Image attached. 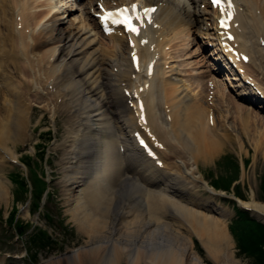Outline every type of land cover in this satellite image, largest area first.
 <instances>
[{"label":"bare ground","instance_id":"1","mask_svg":"<svg viewBox=\"0 0 264 264\" xmlns=\"http://www.w3.org/2000/svg\"><path fill=\"white\" fill-rule=\"evenodd\" d=\"M14 1L18 19L15 27L19 25L21 30H14L16 38L23 42L25 30L38 35L40 45L50 46L49 74L61 85L70 82V88L65 86L63 90L65 110L61 111L68 117L69 125L63 142L55 148L60 151L57 166L61 176L57 184L70 221L86 242L54 264H121L122 261L203 264L192 252L189 238L184 248L137 247L120 238L114 239L115 234L130 231V218L136 214L142 217L140 231L148 235L160 228L167 229L161 221L164 215L185 217L194 224L195 227H188L213 264H242L233 256L226 224L218 221L229 216L215 202L224 193L209 187L199 174L200 167L210 164L227 143L233 142L239 149L242 144L237 134H231L226 124L208 111L206 106L213 93L193 96L177 70L167 65L174 60L184 61L188 43L182 38L186 29L182 26H194L198 22L199 36L213 39L219 45L223 43L220 50L228 51V59L238 65L241 77L226 74L224 82H230V87H246L242 81L249 80V66L264 70V5L258 7L259 0H230V4L227 2L222 7L223 11L214 13L216 19L232 15L228 28L224 30L215 21L214 27L210 26L213 37H209V27L201 21L203 12L197 10V3L208 4L205 0H91L84 8L88 14L101 15V8L132 3L142 13L143 18L134 22L135 32L121 27L111 30L108 38L112 46L105 56V50L86 26L66 35L57 29L63 18H59V10L66 7L62 0ZM93 3L97 10L92 12ZM10 4L11 0H0V43L2 19ZM95 26L99 28L98 20ZM233 53L237 58L231 56ZM56 56L61 57L57 63ZM243 56L246 64L241 61ZM102 61L106 68H96ZM218 62L216 71L224 73L229 64ZM235 81L239 84L231 83ZM246 92H239V98L253 104ZM214 97L220 108L243 111L219 85L215 87ZM92 98L93 104L89 102ZM22 129V123L11 117L0 132V207L3 208L10 202L7 164L19 162L16 149L22 145L19 135ZM140 139L147 148L140 144ZM182 157L184 161L179 160ZM169 159L175 161L170 164ZM29 163L33 170L35 162ZM175 196L192 208L176 201ZM236 200L264 223V204L256 201L252 192L248 201ZM201 208L219 218L197 210Z\"/></svg>","mask_w":264,"mask_h":264},{"label":"rangeland","instance_id":"2","mask_svg":"<svg viewBox=\"0 0 264 264\" xmlns=\"http://www.w3.org/2000/svg\"><path fill=\"white\" fill-rule=\"evenodd\" d=\"M62 1L66 7L63 6L59 10V18H63L57 24V29L62 30L66 35L77 31L81 26H86V30L91 31L97 44L105 50L106 53L103 54L107 56L112 46L111 41L108 35L102 34L95 26V15L91 12L88 14L89 11L84 9L88 7L91 0ZM14 2L11 0L7 15L2 19L4 27L1 30L0 43V132L12 117L22 123L23 129L19 135H22L23 141L22 145L16 149L19 162L7 164L10 202L6 208L0 207V264H54L55 260L81 248L86 242L85 237L76 231L70 221L67 208L63 204L61 188L57 184L61 176L57 166L60 151L55 148L63 142L65 128L69 125L68 117L61 111L65 110L63 90L66 89L65 86L70 85V82L68 80L61 85L55 80L53 74H49L50 46L40 45L38 35L29 34L25 30L23 42H19L16 38L14 30H21L19 25L15 27L18 19L15 16ZM259 2L258 7L261 8L264 0ZM70 4L73 5L72 8L68 7ZM96 6L93 3L92 12L97 10ZM198 9L203 12L201 21L209 27L207 30L209 37H213L210 33L213 31L211 27L215 24L214 11L207 4L201 3H197ZM204 24L203 27H205ZM182 27L186 28L182 38H185L188 43L184 61L179 63L174 60L167 66H173L177 70L179 78L185 80V85L193 96L205 97L207 91L210 94L213 93L208 99L209 106H206L208 111L223 121L230 133L232 132L231 134H237L242 144L239 149L233 142L227 143L224 150L216 154L210 164L200 167L199 174L209 187L214 186L217 189L213 188L215 191H222L226 197L234 195L236 191L242 200L248 201L252 192L254 199L264 204L262 193L264 70L257 68L255 70L249 66L247 68L249 80L242 81L246 87H230V82H224L227 75L241 77L236 61L228 59V55L216 44L217 41L202 39L199 36L200 23ZM207 42L210 44H206ZM215 51L218 53L216 56H214ZM255 54L258 55V53ZM60 59V56H56L55 63ZM219 60L229 63L227 70L225 69V72L221 74L216 71L218 64L220 65ZM104 62L97 63L96 68H106ZM262 66L264 67V64ZM201 82L202 85H199ZM231 83L239 84L237 81ZM208 85L211 86L208 87ZM218 85L225 91L230 101L243 108L242 112L236 113L232 109L220 108L217 105L214 96L215 87ZM244 89L247 91V96L254 101L253 104L239 98L238 93L245 91ZM80 97L82 100L85 99L84 95ZM211 97L212 100H210ZM93 100L94 98L89 102L93 104ZM70 121L72 122L73 119ZM217 133L222 134V131L218 129ZM174 159H169L167 162L171 164L175 161ZM30 160H33L36 165L33 170L28 167ZM179 160L184 161V158ZM19 181H23L25 188L18 185ZM38 181H41L42 185ZM235 183L239 185L233 187ZM158 188L160 187H154L155 190ZM198 194L202 197L206 196L203 192ZM174 199L187 208H192L179 196H175ZM215 202L229 214L225 220H221L216 214L206 209L197 210L216 217L214 219L219 218L218 221L226 224L230 234L228 228L233 225V221L239 214L236 203L230 198L223 197H217ZM141 221L142 217L136 214L134 218H130V231L117 233L113 238H120L137 247L144 245L149 248L176 247L177 245L184 248L186 238H189L192 242V252L198 255L202 263L213 264L191 232L190 228L195 226L187 218L164 215L161 221L167 229L160 228L151 235L140 231ZM18 230L23 232L20 237L17 236ZM230 236L232 238L231 234ZM232 249L236 260L242 264H253V260L247 255L237 257L238 250L233 238ZM121 264H125L124 261Z\"/></svg>","mask_w":264,"mask_h":264},{"label":"trees","instance_id":"3","mask_svg":"<svg viewBox=\"0 0 264 264\" xmlns=\"http://www.w3.org/2000/svg\"><path fill=\"white\" fill-rule=\"evenodd\" d=\"M38 182L42 185L41 181ZM18 185L25 188L23 181H19ZM262 193L264 202V181ZM41 195L38 196V201ZM235 195L239 197L236 191ZM237 211L239 213L238 217L233 221V225L229 227L230 234L237 246V257L247 255L253 260V264H264V226L252 219L247 212L239 209ZM22 233L19 231L17 235L20 237Z\"/></svg>","mask_w":264,"mask_h":264},{"label":"snow or ice","instance_id":"4","mask_svg":"<svg viewBox=\"0 0 264 264\" xmlns=\"http://www.w3.org/2000/svg\"><path fill=\"white\" fill-rule=\"evenodd\" d=\"M212 2H213V5H218V4L223 3L224 0H212ZM227 2L230 4V0H227ZM135 7L136 6L134 5L133 6V10L135 9ZM124 11H126V9H119L115 13H108V14H106L105 19L112 18V22L113 23H122V24L125 25L126 30L135 32L136 31V28L135 27H132L131 25H129L127 23V20L126 19H117L116 18L118 16V14H122ZM145 11L147 12L149 10H145ZM222 11H223V9H222ZM137 19H140V17H137ZM221 23H223V21Z\"/></svg>","mask_w":264,"mask_h":264},{"label":"water","instance_id":"5","mask_svg":"<svg viewBox=\"0 0 264 264\" xmlns=\"http://www.w3.org/2000/svg\"><path fill=\"white\" fill-rule=\"evenodd\" d=\"M257 222H259V223H261V224H263L264 225V223L263 222H260L259 220H257V219H255Z\"/></svg>","mask_w":264,"mask_h":264}]
</instances>
